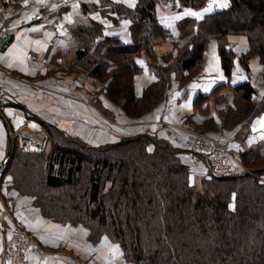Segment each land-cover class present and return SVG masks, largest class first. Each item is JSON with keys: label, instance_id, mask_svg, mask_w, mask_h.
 I'll return each instance as SVG.
<instances>
[{"label": "trees", "instance_id": "trees-1", "mask_svg": "<svg viewBox=\"0 0 264 264\" xmlns=\"http://www.w3.org/2000/svg\"><path fill=\"white\" fill-rule=\"evenodd\" d=\"M162 1L139 0L132 9L112 5L131 20V44L106 35L104 25L92 18L72 28L76 61L108 82L106 95L112 101L122 100L132 118L151 113L166 98L174 79L181 88L196 79L211 39L218 42L227 77L237 57L228 46L229 35L247 37L249 49L239 57L245 70H250L254 53L264 62V0H230L227 7L200 20H180V36L192 35L186 45L175 47V54L156 50L158 43L172 37L158 18ZM177 1L179 7L194 9L208 3ZM143 51L153 61L160 57L164 62L153 64L156 79L138 95L134 79L142 71L137 58ZM224 87L219 84L209 94L199 93L194 106ZM232 90L235 103L226 107L225 115L231 113L235 124L249 117L257 91L250 81ZM262 112L264 99L257 109ZM36 119L48 136V147L32 151L13 145L3 173L12 175L20 194L34 197L44 217L53 221L66 217L85 227L92 243L103 237L118 242L129 264H264V181L249 174L218 176L210 167L196 188L191 167L181 157L184 148L155 132L145 130L93 146ZM241 154L248 166L264 173V153L245 149Z\"/></svg>", "mask_w": 264, "mask_h": 264}, {"label": "crops", "instance_id": "crops-1", "mask_svg": "<svg viewBox=\"0 0 264 264\" xmlns=\"http://www.w3.org/2000/svg\"><path fill=\"white\" fill-rule=\"evenodd\" d=\"M137 2L31 0L29 3L18 4L16 12L2 21L9 31L0 40V66L9 70L10 75L4 77L0 72V112L10 126L13 145L23 150L44 148L47 136L37 116L46 122L59 123V126H64L63 129L79 135L93 146L117 142L124 135L148 130L168 139L173 146L184 148L179 139L182 132L165 126L166 121L179 122L185 119L199 93L209 94L219 84H228V88H231L250 81L239 65V56L236 57L232 76L225 75L220 64L217 41L211 39L196 79L182 88L174 79L168 96L151 113L138 119L128 117L119 104L106 97L105 82L86 73L70 70L75 63L77 51L72 44V25L87 23L92 18L104 25L106 35L119 38L124 44H131V20L113 9L112 5L122 3L126 8H133ZM163 3L165 6L160 5L158 8V18L170 30L172 37L157 47L160 54L170 49L167 42L180 40V20L188 17L200 20L205 14L227 7L230 0H209L207 6L199 10L179 7L176 0H165ZM229 42L230 48L239 49L240 52L248 48L247 40L242 36L230 37ZM253 60L256 57L251 61L252 71L256 72L261 67H254ZM137 61L142 71L136 74L134 82L136 93L141 95L143 89L155 81L156 76L153 62L147 54L142 53ZM159 63L163 62L159 60ZM256 94L253 99H258ZM89 99L108 109L113 119H107L103 112L90 104ZM226 106L221 104L218 109ZM195 118L199 122L203 121L199 115ZM256 118L252 128H264V112L257 114ZM254 131L248 136L246 149H252L251 146L259 142L255 141ZM8 142L5 124L0 118V163L7 153ZM235 146L239 147L238 143ZM188 154L183 152L181 157L191 167V181L194 184L197 177L201 181L206 175L207 171L203 169L206 165L200 158L199 162ZM3 171L0 173V215L6 210H12L14 220L4 222L2 227L14 228L15 223H22L44 248L41 254L30 253L29 264H129L122 262L121 248L108 237L94 244L87 239L88 230L85 227L72 225L67 218L53 221L44 217L34 205L33 197L20 194L13 187L11 176L4 175ZM2 227L0 264L5 238Z\"/></svg>", "mask_w": 264, "mask_h": 264}, {"label": "rangeland", "instance_id": "rangeland-1", "mask_svg": "<svg viewBox=\"0 0 264 264\" xmlns=\"http://www.w3.org/2000/svg\"><path fill=\"white\" fill-rule=\"evenodd\" d=\"M139 1V0H138ZM177 1V0H176ZM209 1V0H208ZM164 1H162L161 3H160V5H161V7H163V6H165V4L163 3ZM138 3V2H137ZM136 3V4H137ZM208 4V3H207ZM121 5L123 6V7H125L126 8V6L125 5H123L122 3H121ZM207 6V5H206ZM205 6V7H206ZM204 7V8H205ZM134 8V7H133ZM127 9H132V8H127ZM203 9V8H202ZM196 10H199V9H196ZM90 20V19H89ZM95 20V19H94ZM97 21V20H96ZM76 24V23H75ZM72 26H74V24L72 25ZM74 35V34H73ZM72 35V39H73V43L72 44H74V47L76 48V50L78 49V45H77V41H76V39H75V37ZM179 35H180V31H179ZM191 35L192 34H189V35H186V36H183V37H181L180 36V40H174V42L173 43H175L176 44V46H174V44L173 43H170V42H167V43H169V46H170V49L169 50H167V51H174V54L176 53V48L175 47H180V46H184V45H186L188 42H189V40H190V37H191ZM234 36H236V37H239V36H241V35H237V34H232V35H229V38L230 37H234ZM131 37H132V34H131ZM243 38H245L246 40H247V37L244 35V36H242ZM211 41V40H210ZM210 41H209V43H210ZM217 41V40H216ZM229 41V40H228ZM132 42H133V37H132ZM162 43H164V42H162ZM162 43H158L157 45H156V50H157V52H160L159 50H158V46L159 45H161ZM209 43H208V46H209ZM247 44H248V40H247ZM230 45V42H228V46ZM208 46H207V48L205 49V51H204V55H203V58H202V61H203V59H204V56H205V53H206V51H207V49H208ZM217 48H218V55H219V47H218V42H217ZM248 49H249V47L247 48V50H245V51H242V52H240V50L239 49H234L233 48V51L236 53V56H241L242 54H244V53H246L247 51H248ZM164 52H166V51H164ZM143 53H145V54H147V52L146 51H143ZM163 53V52H162ZM160 54V53H159ZM148 56L150 57V55L148 54ZM219 57H220V55H219ZM254 57H256V60H253V66L254 67H256V68H260V69H258L256 72L255 71H252V66H251V61H252V59L254 58ZM151 59V58H150ZM76 60H77V53H76ZM75 60V63H74V65H72L71 66V68H70V70H73V72H77V73H80V72H83L84 74L86 73V74H88L90 77H93V78H95V79H97V80H99V81H101V82H105L106 83V85H107V81H102V80H100L99 78H97V77H95V76H92L91 74H89V72L86 70V69H84L80 64H79V62H77ZM159 60H161L162 62H164L160 57H159V59L158 60H155V61H153L152 59H151V61L153 62V64H158V61ZM251 61H250V65H249V67H250V70L249 71H247V70H245L244 68H243V66L241 65V64H239L240 65V67L242 68V70L247 74V76L249 77V79H250V82L252 83V85H254L255 84V82L257 83V84H255L254 85V87L257 89V94H256V96L255 97H258V99H253L252 100V103H250V106L252 107L251 108V113H249L248 115H249V117H245L244 119H242L240 122H239V120L237 121V122H239V123H232V114L231 113H227V114H229V115H225V110H226V107L229 105V103H235V93H234V91L232 90V87L231 88H228V84L227 85H225V87L224 88H221L220 90H218L210 99H208V101H206V102H204V103H202L200 106H194V103L191 105V110H190V112H187V116L185 117V119H183V120H181V121H179V122H170V121H166V125L165 126H168L171 130H173V131H181L182 132V134H179V133H177V134H179V139L182 141V143H183V146H184V152L185 153H189L188 155H190L194 160H196V161H199L198 160V158H200L204 163H205V165H206V168H203V169H206V171L208 172V171H211V168H210V166L208 165V162H206L205 160L206 159H204L203 158V156H201V155H199V154H194L195 152H193V151H191L190 152V150H189V147L185 144V142H184V139L183 138H185V133L183 132V130L181 129H179V127H178V125H186V126H188V127H191L192 128V126L193 127H195V128H197V129H199V130H202L203 132H208V133H210L211 135H213V136H215L216 138H218V139H220V140H222L223 142H225L229 147H235L237 150H239V152H243L246 148H247V145H246V142L247 141H249V139H248V136L250 135V133L252 132V130L254 129L255 131V141H259L258 143H256L255 145H253V146H251V147H253L252 149H246V150H251L252 152H256V153H264V132L262 133L261 132V130L262 129H264V128H260V127H257V128H252V126H253V124H254V122H255V120L257 119L256 118V116L257 115H255V114H259L260 115V113H257V109H259L260 108V104H261V102H262V100L264 99V62H262L261 60H260V56L257 54V53H254L253 54V56H252V58H251ZM235 62H236V59H235ZM234 62V66H233V69H232V73H233V70H234V68H235V63ZM239 63H240V60H239ZM159 64H161V63H159ZM220 64H221V58H220ZM201 66H202V62H201ZM2 67V66H1ZM3 68V67H2ZM113 68V67H112ZM4 69V71L6 72V73H4V71H2L3 73H4V75L5 76H8V75H10L9 74V70L7 71L5 68H3ZM114 69V68H113ZM201 69V68H200ZM138 74V73H137ZM199 74H200V72H199ZM136 76V75H135ZM199 76V75H198ZM231 76H232V74H231ZM228 77H230V76H228ZM178 81V80H177ZM254 82V84H253V82ZM134 84H135V82H134ZM106 85H105V88H106ZM178 85H179V81H178ZM180 87V86H179ZM138 92V91H137ZM139 93V92H138ZM91 95V94H90ZM105 95H106V93H105ZM168 96V95H167ZM166 96V97H167ZM106 97H108L107 95H106ZM254 97V96H253ZM112 101V100H111ZM89 102H90V104L94 107V108H96V109H98L100 112H103L106 116H107V119L108 118H110L109 120H111V119H113L110 115H109V113H110V111L108 110V109H106V108H104L103 106H101L99 103H95V100H93V99H89ZM112 102H114V103H116V104H119L120 105V107L123 109V107H122V100H120V101H112ZM162 102V101H161ZM221 104H226L227 106L225 107V108H223V110H221V109H218V106L219 105H221ZM188 107L185 105V109H187ZM205 108V109H204ZM181 109H183V108H181ZM184 109V110H185ZM105 110V111H104ZM124 110V109H123ZM125 112V111H124ZM179 112H182L180 109H179ZM236 112H234L233 113V117H234V114H235ZM125 114H126V112H125ZM127 115V114H126ZM196 115H199V116H201L202 117V122H199L196 118H195V116ZM255 115V116H254ZM128 116V115H127ZM193 116H194V118H193ZM128 117H130V116H128ZM143 117V116H142ZM36 118H37V116H36ZM39 118V117H38ZM115 118V117H114ZM130 118H132V117H130ZM41 119V118H40ZM134 119H138V118H134ZM45 121V120H44ZM48 122V121H47ZM48 123H51V124H54V125H56L58 128H61L62 130H64L65 132H67V133H71V134H74V135H76L77 137H79L80 139H82V140H84L82 137H80L79 135H77V134H75V133H73V132H70V131H66L65 129H63L62 127H64V126H59V123H54V122H51V121H49ZM41 124V123H40ZM41 127H42V124H41ZM251 127V128H250ZM252 129V130H251ZM42 130L44 131V133L46 134V132H45V130L42 128ZM46 136H47V134H46ZM123 137V136H122ZM121 137V138H122ZM232 137H234V138H232ZM120 138V139H121ZM119 139V140H120ZM168 140V139H167ZM85 141V140H84ZM233 142V143H232ZM238 143V146L239 147H237V146H235L236 145V143ZM17 146V145H16ZM256 146H258V147H256ZM46 147H48V136H47V141H46V145L44 146V148H46ZM19 148V147H18ZM44 148H42V149H39V150H43ZM32 151H38L37 149H33ZM241 154V153H240ZM242 156V155H241ZM200 162V161H199ZM242 163L245 165V171L244 170H242V172H241V174H249L250 176H253V177H257V178H259V176H261V175H264V173H262V174H258L257 172H256V170L254 169V167H250V166H248L246 163H245V161H244V158H243V156H242ZM6 167V166H5ZM202 167H203V164H202ZM200 171H202V169L200 170ZM4 175H10L11 176V181H12V175L11 174H5L4 173ZM199 176V175H198ZM229 176V175H228ZM260 179V178H259ZM264 180V179H263ZM201 182L202 181H200V178L199 177H197L196 178V183H194V186L196 187V188H198V187H200V185H201ZM33 200H34V197H33ZM34 202V201H33ZM40 210V209H39ZM41 213V212H40ZM13 214V213H12ZM47 218V217H46ZM63 218H66V217H63ZM62 218V219H63ZM50 219V218H49ZM61 219V220H62ZM8 220H10V221H13L14 220V215H12L11 217H9L7 220H6V222L8 221ZM51 220V219H50ZM60 220V221H61ZM69 222V221H68ZM70 223V222H69ZM2 224V223H1ZM0 224V226L2 227L3 225H1ZM15 224H17V223H15ZM20 224H22V223H20ZM72 224V223H71ZM23 225V224H22ZM73 225V224H72ZM25 226V225H24ZM83 227V226H82ZM24 229L26 230V228L24 227ZM7 230H9V231H7ZM12 230H13V232L15 233V231H16V229L15 228H6V231H7V233H6V235L9 237L10 235H11V233H12ZM5 231V232H6ZM3 233H4V230H3ZM32 234V233H31ZM87 239H88V237H87ZM34 240H35V242L40 246V248H41V250L40 251H34V250H28V252H27V254H26V256H27V260H28V262H29V256H30V253L31 252H35V253H38V254H41V253H43V251H44V248L39 244V242L37 241V239H36V237H34ZM89 240V239H88ZM112 241V240H111ZM113 242H115V241H113ZM118 242H116V246H118V247H120L118 244H117ZM94 244H98V243H94ZM3 249H4V238H3V246H2V251H1V255H2V252H3ZM122 262H124V263H127L126 261H125V259H124V257H123V253H122Z\"/></svg>", "mask_w": 264, "mask_h": 264}, {"label": "built area", "instance_id": "built-area-1", "mask_svg": "<svg viewBox=\"0 0 264 264\" xmlns=\"http://www.w3.org/2000/svg\"><path fill=\"white\" fill-rule=\"evenodd\" d=\"M31 0H0V40L8 33L9 29L2 24V21L17 10L18 4L29 3ZM4 69L0 66V72ZM179 129L185 133V144L191 151L202 155L207 160L213 172L218 176H232L241 174L245 169L242 163V154L236 148L229 147L225 142L216 138L208 132H203L192 126L178 125ZM264 181V175L259 176ZM12 210L0 215V224L11 217ZM6 226L4 230V249L2 254V264H29L27 260L28 250L40 251V246L35 242L33 234L24 229L20 223L15 224V233L12 230L11 235H6ZM6 231V232H5Z\"/></svg>", "mask_w": 264, "mask_h": 264}, {"label": "water", "instance_id": "water-1", "mask_svg": "<svg viewBox=\"0 0 264 264\" xmlns=\"http://www.w3.org/2000/svg\"><path fill=\"white\" fill-rule=\"evenodd\" d=\"M0 118L3 120L4 124H5V128L7 131V135H8V148H7V153L5 155V157L3 158L2 162L0 163V173L3 171L4 167L7 165L11 154H12V150H13V136L11 133V129L10 126L7 122V120L5 119V117L2 115V113L0 112Z\"/></svg>", "mask_w": 264, "mask_h": 264}, {"label": "snow or ice", "instance_id": "snow-or-ice-1", "mask_svg": "<svg viewBox=\"0 0 264 264\" xmlns=\"http://www.w3.org/2000/svg\"><path fill=\"white\" fill-rule=\"evenodd\" d=\"M221 6H226V5H221Z\"/></svg>", "mask_w": 264, "mask_h": 264}]
</instances>
